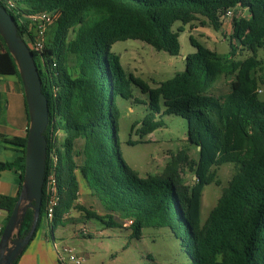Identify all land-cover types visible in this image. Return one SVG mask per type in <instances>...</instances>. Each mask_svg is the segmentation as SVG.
Segmentation results:
<instances>
[{
  "label": "trees",
  "instance_id": "1",
  "mask_svg": "<svg viewBox=\"0 0 264 264\" xmlns=\"http://www.w3.org/2000/svg\"><path fill=\"white\" fill-rule=\"evenodd\" d=\"M0 4L15 19L23 39L24 32L30 33L20 18L39 11L59 13L46 31L43 49L32 51L48 104L44 177L54 152L59 202L52 219L46 220L43 185L30 240L41 225L53 231L63 224L72 210L102 219L77 201L83 182L98 199L108 223L115 222L113 214H120L131 220V236L136 238L143 227L167 226L190 264H264V99L258 92L264 76L257 57L264 48V0H0ZM236 6L246 16L232 19L228 52L209 49L189 35L195 50L184 56V69L155 87L132 73L126 75L118 54L110 50L115 41L138 39L178 55L183 25L204 17L219 30L224 11ZM176 22L181 25L174 30ZM6 75L20 81L0 36V76ZM220 75L230 77L229 90L222 95L212 92ZM133 85L148 95L136 133L143 136L162 126L163 114L178 115L186 120L188 142L198 147L196 161L184 149L167 162L165 176L144 178L124 162L118 148L115 98L132 99ZM0 138L19 153L12 161H0V171L14 169L19 174L16 194H0L7 220L21 188L26 135ZM77 139H82L80 151L75 149ZM78 154L80 165L75 160ZM229 162L235 171L201 223L202 190L211 182L219 183L216 168ZM183 164L194 171L191 184L182 177ZM32 219L33 210L27 208L20 235L30 229Z\"/></svg>",
  "mask_w": 264,
  "mask_h": 264
},
{
  "label": "rangeland",
  "instance_id": "2",
  "mask_svg": "<svg viewBox=\"0 0 264 264\" xmlns=\"http://www.w3.org/2000/svg\"><path fill=\"white\" fill-rule=\"evenodd\" d=\"M179 25H181L180 22H176L173 29L176 30ZM230 33L229 26L215 30L204 17H199L191 24L183 25V29L179 31L180 52L178 55L156 50L138 39L115 41L110 45V50L118 54L126 75L132 73L146 81L151 87H155L162 80L184 69V56L195 50L189 41V35L209 49L226 53L229 50ZM243 55L244 52L239 57ZM257 57L262 61L260 72L264 76V48L258 50ZM229 80L230 77L218 76L212 92L218 95L226 93L229 90ZM259 87L261 89L259 98L264 99V83ZM132 93V99H124L120 96L115 98L118 110V148L124 162L139 177L144 178L149 175L165 176L163 171L167 162L184 149L188 156L196 161L199 155L198 147L188 142L186 120L178 115L163 114L160 116L164 123L162 126L143 136L136 133L138 122L146 112L148 95L135 85L132 86ZM158 106L162 112L164 107L160 100ZM134 122L137 124L132 128ZM62 137L61 133L60 138ZM75 143L81 145L82 139H77ZM4 152L2 150V153ZM234 171L233 163H223L216 168L215 177L219 183L211 182L204 186L200 204L201 223L207 218L210 209L216 203ZM182 172L185 183L191 184L196 178L194 171L186 164H183ZM89 208L94 214L102 216V219L95 217L87 219L83 216L84 213L79 211L81 212L79 216L68 218L52 231L56 240L60 237L66 239L65 243L59 246L70 245L77 253L86 256L84 264L191 263L180 240L167 226L143 227L140 237L136 238L131 236L128 219L120 214H113L112 219L115 222L108 223L109 218L105 217L106 214L100 205L91 203ZM83 226L87 228L89 235L81 232Z\"/></svg>",
  "mask_w": 264,
  "mask_h": 264
},
{
  "label": "water",
  "instance_id": "3",
  "mask_svg": "<svg viewBox=\"0 0 264 264\" xmlns=\"http://www.w3.org/2000/svg\"><path fill=\"white\" fill-rule=\"evenodd\" d=\"M0 36L16 64L28 116L21 188L0 234V264H11L29 243L39 217L46 167V139L43 132L48 123V104L41 91V79L33 53L17 33L15 19L1 4ZM27 208L33 210L32 223L30 229L20 235L19 229Z\"/></svg>",
  "mask_w": 264,
  "mask_h": 264
},
{
  "label": "crops",
  "instance_id": "4",
  "mask_svg": "<svg viewBox=\"0 0 264 264\" xmlns=\"http://www.w3.org/2000/svg\"><path fill=\"white\" fill-rule=\"evenodd\" d=\"M27 125V108L21 81L15 75L0 76V135L5 137H23L26 135ZM60 134H58L59 138ZM76 144V151H80V143ZM0 146H2L0 161H12L19 154L15 150L14 145L3 142L1 138ZM2 150L5 152L2 153ZM75 160L77 165H80L82 163L81 155L75 156ZM18 183L19 174L14 169L0 171V194L14 196L18 189ZM77 201L89 210L91 203L101 206L98 199L92 195L91 189L83 182L79 186ZM74 211H70L66 217L79 216V213H81ZM6 216V211L0 209V230L6 222ZM49 230L46 225H41L37 229L35 236L18 256L15 264H58V247L61 243H65L66 239L60 237L59 240H56L51 230L49 235ZM86 235H89V233Z\"/></svg>",
  "mask_w": 264,
  "mask_h": 264
},
{
  "label": "built area",
  "instance_id": "5",
  "mask_svg": "<svg viewBox=\"0 0 264 264\" xmlns=\"http://www.w3.org/2000/svg\"><path fill=\"white\" fill-rule=\"evenodd\" d=\"M58 15L59 13L54 11H39L20 18L22 21H26L27 31L30 34L28 35L24 32V41L31 51H41L43 49L46 31L57 19ZM243 16H246V11L239 6L226 9L222 14V27L228 25L230 31H232V19ZM258 92H261V90L259 89ZM56 161V154L50 152V165L43 181L45 194L44 213L46 220L52 219L55 207L59 202V189L54 169ZM128 222L131 223V220H128ZM81 232L88 234V230L84 226L81 228ZM57 255L58 264H84L86 260L84 254L77 253L72 246L67 244L58 247Z\"/></svg>",
  "mask_w": 264,
  "mask_h": 264
}]
</instances>
